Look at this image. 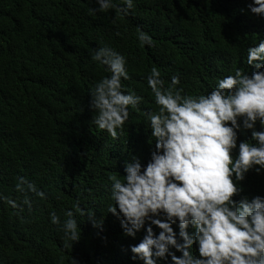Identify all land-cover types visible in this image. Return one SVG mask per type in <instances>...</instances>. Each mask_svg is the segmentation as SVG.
Returning a JSON list of instances; mask_svg holds the SVG:
<instances>
[{"label":"trees","instance_id":"trees-1","mask_svg":"<svg viewBox=\"0 0 264 264\" xmlns=\"http://www.w3.org/2000/svg\"><path fill=\"white\" fill-rule=\"evenodd\" d=\"M250 2L134 0L125 15L90 13L95 0H0V196L18 205L0 199V264H143L129 246L144 230L125 236L122 217L107 209L115 203L108 177L123 180L126 161L146 164L155 149L144 115L157 109L147 75L157 67L166 85L177 75V87L198 95L236 68L257 71L247 65V48L264 40V17L248 10ZM138 30L152 37V47L140 46ZM105 45L126 56L130 78L122 84L142 97L116 139L92 123L90 107V89L110 75L91 58ZM251 131L241 127L238 143ZM20 177L45 198L18 192ZM240 183L236 199L264 195V170H249ZM66 210L80 227L74 242L63 230ZM52 212L60 224L51 223Z\"/></svg>","mask_w":264,"mask_h":264},{"label":"clouds","instance_id":"clouds-1","mask_svg":"<svg viewBox=\"0 0 264 264\" xmlns=\"http://www.w3.org/2000/svg\"><path fill=\"white\" fill-rule=\"evenodd\" d=\"M95 2L98 7L89 9L90 13L116 9L127 15L134 8V0ZM247 7L264 17V0H251ZM136 38L141 47L153 46L152 37L144 31L138 30ZM91 58L110 73L89 91L95 113L92 123L116 139L129 121L130 108L136 109L142 97L122 84L130 78L125 55L105 45ZM247 65L258 70L249 75L236 68L211 91L198 95L185 94L177 87L179 76L173 75L166 85L160 70L150 69L147 85L157 109L144 115L155 149L146 164L135 156L126 161L123 180L108 177L115 203L107 212L122 217L125 236L135 238L142 229L145 232L139 243L129 246L133 260L143 264H158V260L264 264V195L235 198L243 192L240 182L249 170L258 174L264 170V40L247 48ZM257 121L261 130H256ZM241 127L252 130L251 138L238 143ZM16 187L18 192L27 189L45 198L44 191L23 177ZM0 199L18 207L11 198ZM24 203L30 206L27 199ZM87 215L93 216L94 211ZM49 216L51 223L60 224L55 212ZM65 216V235L72 242L79 240L73 211L66 210ZM153 225L160 229L158 234ZM194 244L198 255L192 251Z\"/></svg>","mask_w":264,"mask_h":264}]
</instances>
